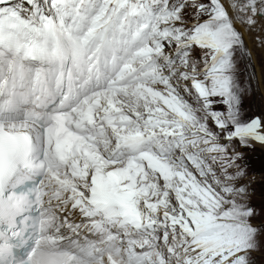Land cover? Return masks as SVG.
<instances>
[{
	"label": "snow or ice",
	"instance_id": "snow-or-ice-1",
	"mask_svg": "<svg viewBox=\"0 0 264 264\" xmlns=\"http://www.w3.org/2000/svg\"><path fill=\"white\" fill-rule=\"evenodd\" d=\"M258 148L264 0H0V264H264Z\"/></svg>",
	"mask_w": 264,
	"mask_h": 264
},
{
	"label": "rangeland",
	"instance_id": "rangeland-1",
	"mask_svg": "<svg viewBox=\"0 0 264 264\" xmlns=\"http://www.w3.org/2000/svg\"><path fill=\"white\" fill-rule=\"evenodd\" d=\"M254 52H255L256 59H257V63H258L260 53L258 50H254ZM248 156H249V161H250L252 170L258 174L262 166H264V155H262L261 150L258 148L255 152L249 153ZM254 187L256 188V197H254V203H258L259 195L261 192V186L259 184H256Z\"/></svg>",
	"mask_w": 264,
	"mask_h": 264
},
{
	"label": "bare ground",
	"instance_id": "bare-ground-1",
	"mask_svg": "<svg viewBox=\"0 0 264 264\" xmlns=\"http://www.w3.org/2000/svg\"><path fill=\"white\" fill-rule=\"evenodd\" d=\"M256 154H257V153H256ZM259 155H260V154H259ZM259 155H258V156H259Z\"/></svg>",
	"mask_w": 264,
	"mask_h": 264
}]
</instances>
